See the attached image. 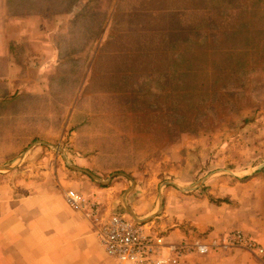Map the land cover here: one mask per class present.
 Returning a JSON list of instances; mask_svg holds the SVG:
<instances>
[{
  "label": "rangeland",
  "instance_id": "1",
  "mask_svg": "<svg viewBox=\"0 0 264 264\" xmlns=\"http://www.w3.org/2000/svg\"><path fill=\"white\" fill-rule=\"evenodd\" d=\"M51 2L56 9L37 13L65 18L49 59L35 51L31 67L21 57L29 45L16 46L29 80L41 81L51 61L46 88L0 92V165L24 155L0 172L41 148L49 167L118 187L115 213L131 220L121 204L131 181L145 215L160 192L203 195L216 175L264 172V0Z\"/></svg>",
  "mask_w": 264,
  "mask_h": 264
},
{
  "label": "crops",
  "instance_id": "2",
  "mask_svg": "<svg viewBox=\"0 0 264 264\" xmlns=\"http://www.w3.org/2000/svg\"><path fill=\"white\" fill-rule=\"evenodd\" d=\"M52 9L56 7H52L51 0H0L2 94L18 88L35 93L46 88L42 82L51 73V61L43 63L44 71L36 72L43 77L41 81L29 80L22 74L16 46L29 45L21 56L27 60L26 64L32 63L35 51L38 55L48 54L49 59L48 42L65 17L59 19L37 12ZM29 157L22 169L0 172V264H117L107 256L90 222L67 206L65 197L69 189L82 192L99 200L110 214L117 208L118 187L96 186L58 163L56 168L49 167L52 158L41 148ZM253 171L216 175L207 182L203 195L166 190L161 214L143 226L145 231L164 233L168 243H178L183 239L220 238L229 231L242 230L264 247V172L254 175ZM133 191L128 196L132 209L135 207L130 196L137 194V190ZM211 197L222 202H212ZM158 207L159 200L155 204L146 203L145 215L134 211L147 218ZM150 224L158 231L147 228ZM180 264H264V261L243 248H218L208 256L189 255Z\"/></svg>",
  "mask_w": 264,
  "mask_h": 264
},
{
  "label": "built area",
  "instance_id": "3",
  "mask_svg": "<svg viewBox=\"0 0 264 264\" xmlns=\"http://www.w3.org/2000/svg\"><path fill=\"white\" fill-rule=\"evenodd\" d=\"M66 204L82 214L94 229L107 256L117 264H180L183 258L199 254L208 255L218 248H243L264 261V247L252 235L242 231L227 234L222 242L214 239L168 243L159 233L145 231L123 214H105L99 200L91 199L75 190L66 193Z\"/></svg>",
  "mask_w": 264,
  "mask_h": 264
},
{
  "label": "water",
  "instance_id": "4",
  "mask_svg": "<svg viewBox=\"0 0 264 264\" xmlns=\"http://www.w3.org/2000/svg\"><path fill=\"white\" fill-rule=\"evenodd\" d=\"M24 158V155H21L20 157H18L13 163L11 164H8V165H0V170H4V169H13V167L15 165H18ZM69 166L71 168H73V170H78L80 171L79 169L75 168L74 166H72L71 164H69ZM264 169V164L261 165L260 167L257 168L256 171H259V170H262ZM89 176H91V178H93V180L97 183H99L100 185L102 186H107L109 183H110V180L108 182H104L102 181L101 179H99L98 177L90 174L89 172H86ZM169 185H172V186H175L176 188L180 189L181 191L183 192H186V191H190L193 189V187H189V188H180L178 185L176 184H171L169 183ZM134 186H135V182L131 181V187L129 190L125 191L122 196H121V204L123 206V208L125 209V211L127 212V214L132 218L133 222L137 225H140V226H144L145 224L151 222L154 218H156L157 216H159L162 212V209H163V193L160 192L159 194V197H158V200H159V207H158V210L155 214L147 217V218H141L139 215H137L134 211V209H132V207L130 206L129 204V201H128V196L129 194L134 190ZM168 186V183L166 184H163L161 185V187H166ZM163 189V188H161Z\"/></svg>",
  "mask_w": 264,
  "mask_h": 264
},
{
  "label": "trees",
  "instance_id": "5",
  "mask_svg": "<svg viewBox=\"0 0 264 264\" xmlns=\"http://www.w3.org/2000/svg\"><path fill=\"white\" fill-rule=\"evenodd\" d=\"M96 3H97V0H89V2L87 3V4H88L87 6H94ZM87 6H86V7H87ZM247 179H249V178H246V179H244V180H247ZM210 200H211L212 202H216V203H221V202H222V200H217V201H215L212 197L210 198Z\"/></svg>",
  "mask_w": 264,
  "mask_h": 264
}]
</instances>
